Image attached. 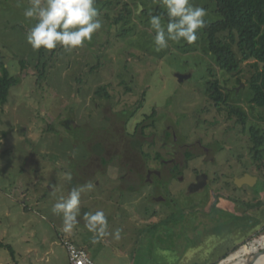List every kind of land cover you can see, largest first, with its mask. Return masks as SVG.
I'll return each instance as SVG.
<instances>
[{"label":"rangeland","instance_id":"rangeland-1","mask_svg":"<svg viewBox=\"0 0 264 264\" xmlns=\"http://www.w3.org/2000/svg\"><path fill=\"white\" fill-rule=\"evenodd\" d=\"M124 3L133 13L115 24ZM193 3L207 10L206 20L217 18L210 0ZM27 7L29 0H0V52L19 80L0 105V241L8 245L0 247V264H68L64 241L84 248L96 264H151L161 254L186 257L182 264H205L240 245L252 225L217 207L223 202L215 197L236 193L238 207L264 211L263 162L252 159L248 132L219 111L209 94L216 80L228 102L246 111L248 124L264 127V114L249 103L253 60L243 61L239 73H224L204 51L201 30L195 43L169 42L157 52L149 19L156 8L164 10L160 0H96L103 27L91 42L72 51H34L26 40L35 24L23 15ZM152 112L159 119L155 130L146 119ZM164 126L173 131L171 141L160 132ZM125 130L155 131L154 153L163 149L181 169L152 186L143 179L141 163L129 169L120 159L98 165L94 153L87 157L104 148L97 139L105 138L108 146L112 131L121 136ZM132 142L138 145L137 138ZM143 150L153 152L146 145ZM198 171L209 184L186 195L184 186ZM245 173L257 176L256 184L236 189L235 178ZM88 182L94 189L82 192L78 222L65 231L52 206ZM157 195L165 202L154 200ZM96 211L104 212L108 234L94 242L84 214ZM260 232L246 244L264 238V228ZM164 248L168 252H160Z\"/></svg>","mask_w":264,"mask_h":264},{"label":"clouds","instance_id":"clouds-1","mask_svg":"<svg viewBox=\"0 0 264 264\" xmlns=\"http://www.w3.org/2000/svg\"><path fill=\"white\" fill-rule=\"evenodd\" d=\"M160 4L167 23L163 22L165 13L151 15L149 19L155 50L167 49L169 42L195 43L199 30L207 26V10L195 5L193 0H160ZM23 15L26 20L35 21L26 34L27 43L34 51H51L58 47L65 51L75 50L91 42L93 35L103 27L96 0H29ZM68 179L71 180L70 175ZM93 189L91 182L73 187L67 198L61 197L53 204L52 212L62 216L65 231L70 232L78 222L82 192ZM84 220L89 230L96 234L94 242L108 234L103 211L85 213ZM119 235L117 230L114 236L118 239Z\"/></svg>","mask_w":264,"mask_h":264},{"label":"trees","instance_id":"trees-1","mask_svg":"<svg viewBox=\"0 0 264 264\" xmlns=\"http://www.w3.org/2000/svg\"><path fill=\"white\" fill-rule=\"evenodd\" d=\"M214 7L213 11L217 18L207 21V26L201 29L203 33L204 51L212 55L213 60L224 73L234 75L239 73L243 61L253 60L251 67L253 71L247 83L252 91L249 103L253 108L264 114V0H210ZM132 5V4H131ZM136 8V4H135ZM123 13H119L114 23L131 17L132 6L124 3ZM165 13L164 10L156 8L150 15ZM125 14V15H124ZM125 18V19H124ZM163 19L167 21L166 13ZM261 64V66L259 65ZM22 69L26 64L21 61ZM18 78L11 76L3 61L0 52V105L7 102L9 90L18 83ZM241 81L237 79V84ZM212 91L210 97L214 99V105L219 111L225 110L229 118H235V124L240 125L242 130L249 134L250 152L255 162H263L264 167V127L257 123L248 124V116L244 109L228 102L224 91L219 87L218 82H210ZM126 90V89H125ZM103 90H101L102 92ZM126 92H128L126 90ZM108 97V93H103ZM101 94V95H102ZM133 111H131V114ZM157 112L146 116L153 119ZM72 125L67 127H71ZM49 129L51 127L49 126ZM0 247H8L0 241ZM239 247L236 246L234 250Z\"/></svg>","mask_w":264,"mask_h":264},{"label":"flooded vegetation","instance_id":"flooded-vegetation-1","mask_svg":"<svg viewBox=\"0 0 264 264\" xmlns=\"http://www.w3.org/2000/svg\"><path fill=\"white\" fill-rule=\"evenodd\" d=\"M132 114H130V115H132ZM152 114H153V112L151 114H149L148 116H150ZM147 120H150L149 125H151L153 127V129L155 130L156 120L158 121L159 119H156V117H154L153 119L150 118ZM65 122H67V121H65ZM68 122L70 123V125L73 124V122H71V121H68ZM161 130L162 131H160V132H162V136L165 139H167V141L168 140L171 141V139H172L171 134L173 133V131L171 132L169 130V126H164L163 128H161ZM112 132L114 133V136L112 134H110L109 140H111V141H110L108 146H106V144H104L103 140L105 138L100 137L99 139H97V141L104 145L103 146L104 148L102 149V151L98 152L97 154H96V152L92 151L89 153V156H87L90 159L91 155L94 153L98 158V165L101 163H105L106 161L112 162L113 158H115L117 160L120 159L123 163L122 165L127 166L129 169L133 167L131 164L134 165L137 163H139V164L141 163V167L144 169V171H146V172H144L143 179H145V181L148 183V185H152L155 179L160 180L163 178V176L167 177V176L173 175L176 172L175 167H177L178 169H181L182 163L178 165L174 158L166 157V153L163 149L159 148V152L154 153V151H157L156 150L157 148H155V140H154L155 135H156L155 131H152L149 134H147V133H145V131H136V130L127 131V130H125V131H120V133H122L121 136L118 135L117 131H112ZM106 138H108V136ZM135 138H137L138 145H136L134 142L131 143V140L135 139ZM148 138H149V140H147L148 141L147 142L146 139H148ZM117 139L119 141L118 144L116 143ZM123 139H125L124 143H122ZM166 143L167 142L165 141L164 145ZM198 144L202 149H204L206 151L205 154H207L208 149L203 148L200 145V143H198ZM110 145L116 149V150L112 149L114 152L111 151ZM143 145H146L149 148V150H151L153 148H155V149L151 150V151H153L152 153L146 152L145 150H143ZM181 146L182 145L179 144L178 147H181ZM184 146H186V145H184ZM108 149H110L109 152H107ZM161 151H163V152H161ZM105 152H107L106 153L107 155L104 154ZM173 152H174L173 154H175V151H173ZM139 153L141 156L138 155ZM87 157H85V158H87ZM159 165L162 166V168L159 167ZM165 168H167V173L164 172ZM132 171L133 170H131V172ZM177 173H179V172H177ZM176 177L180 178L182 181L184 179V177L181 175L176 174ZM135 183H137V181L132 182L131 180H129V184L133 185ZM208 184H209V177L205 172H203V171L194 172L192 174V176L188 179V182L186 183V185L184 186L185 187V194L187 195V194H192L195 192L197 193L201 190H204V188H206L208 186ZM255 184H253V185H255ZM253 185H248V184L238 185L237 183L235 184L236 189H240V187H248L249 188V187H253ZM170 196H171V194H170ZM238 198L239 197H238V195H236V193H232V197H229V198L215 197V199L217 201L221 200L223 202L222 205H219L218 203H216V206L217 207L219 206L222 208H226V207L230 208V207H232V205L238 206L239 203H237V201L242 200V199H238ZM153 199L157 200V201L160 200V201L165 202V198L161 197L159 195L153 196ZM260 200L261 199H259V197L257 196V199L255 198V205L256 204L258 205ZM262 201H263V204L261 205V207L264 206V200L262 199ZM251 210H252V208L250 209V211ZM188 211L189 210H186V212H188ZM261 228H264V224L258 230L255 231V234H256V232L259 233ZM253 234H250L248 236V238H250ZM248 238L244 239V241L241 243V245L246 243ZM229 254L230 253H228L227 255H229ZM227 255H224V257H222V259L225 258ZM240 255H242V254H240Z\"/></svg>","mask_w":264,"mask_h":264},{"label":"crops","instance_id":"crops-1","mask_svg":"<svg viewBox=\"0 0 264 264\" xmlns=\"http://www.w3.org/2000/svg\"><path fill=\"white\" fill-rule=\"evenodd\" d=\"M224 209H226L227 211H230L231 212V215H234L235 217H236V219L238 218V219H240V222L242 223L243 221H245V224L244 225H247V226H249V225H252V228H251V230L247 233V235H246V238H248V236L250 235V234H253V233H255V231L256 230H258L263 224H264V220H260L261 218H263L264 219V211H261V212H259V214L257 213V212H255V211H253V212H251L250 210L249 211H247L244 207H242V206H240V207H238V206H236V205H232V207H226V208H224ZM196 214H197V212H196ZM201 223V222H200ZM257 223V224H256ZM195 227L196 228H198V224L197 225H195ZM199 227L201 228V229H203L204 227H203V224H201V225H199ZM253 228H255V231H253L252 229ZM200 229V230H201ZM242 243V242H241ZM241 245V244H240ZM239 245V246H240ZM231 246V245H230ZM234 245H232V247H233ZM230 249H231V247H230ZM169 250H171V249H169ZM226 251V250H225ZM234 251V248L232 249V250H230L229 252H227V253H225L224 255H227L228 253H231V252H233ZM160 252H168V249L167 248H164L163 250H160ZM187 255V254H186ZM224 255H222L221 256V258H219L217 261L219 262L221 259H222V257H224ZM172 257V258H171ZM176 257V256H175ZM174 256H170V257H168L167 256V254H165V256L164 255H160V256H158V257H154L155 258V260L153 261V263H151V264H156L157 262L159 263V264H176V263H179V264H182V263H180V262H188V261H186L185 259H186V257H184V259L183 260H179V258H175ZM217 261H215L214 262V260H211V261H208V262H205V264H216L217 263Z\"/></svg>","mask_w":264,"mask_h":264},{"label":"water","instance_id":"water-1","mask_svg":"<svg viewBox=\"0 0 264 264\" xmlns=\"http://www.w3.org/2000/svg\"><path fill=\"white\" fill-rule=\"evenodd\" d=\"M177 78L179 79V81L183 80V75H177ZM258 178L257 176L251 175L249 173H245L243 176L241 177H236L235 181L238 185H242V184H248V185H253L257 182ZM251 243V242H250ZM248 244H242L239 248H237L236 250H234L233 252H231L229 255H227L225 258L221 259L218 264H228V262L226 260H228V258L235 253L236 251H238L242 246H247ZM264 256V247L260 248L258 251H255L253 253H251L249 255V257L247 256V258H249L248 263L247 264H256L258 261H260V259ZM259 264H264V261L262 263Z\"/></svg>","mask_w":264,"mask_h":264},{"label":"bare ground","instance_id":"bare-ground-1","mask_svg":"<svg viewBox=\"0 0 264 264\" xmlns=\"http://www.w3.org/2000/svg\"><path fill=\"white\" fill-rule=\"evenodd\" d=\"M257 244L259 246L262 245L264 247V238L261 237L259 239L254 240V242L249 243L247 246H242L238 251L233 253L226 261L228 262V264H247L249 260L247 256L249 257L251 253L258 251L256 249ZM263 261H264V256L256 264L262 263Z\"/></svg>","mask_w":264,"mask_h":264},{"label":"built area","instance_id":"built-area-1","mask_svg":"<svg viewBox=\"0 0 264 264\" xmlns=\"http://www.w3.org/2000/svg\"><path fill=\"white\" fill-rule=\"evenodd\" d=\"M64 245L68 255V264H96L84 248L78 247L70 241H64Z\"/></svg>","mask_w":264,"mask_h":264}]
</instances>
